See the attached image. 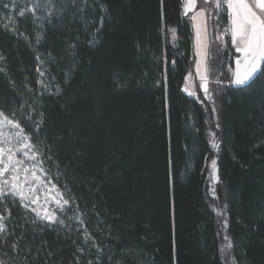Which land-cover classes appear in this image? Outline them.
<instances>
[{
  "label": "trees",
  "instance_id": "trees-1",
  "mask_svg": "<svg viewBox=\"0 0 264 264\" xmlns=\"http://www.w3.org/2000/svg\"><path fill=\"white\" fill-rule=\"evenodd\" d=\"M183 8L184 0H0V110H15L38 137L46 169L73 197L65 225H33L17 199L0 203L11 234L0 238L39 248L38 264H226L206 196L211 109L184 91L195 55ZM227 20L224 12L217 22ZM219 100L234 257L264 264V63L249 86L226 83ZM15 255L24 253L0 245V259L20 264Z\"/></svg>",
  "mask_w": 264,
  "mask_h": 264
},
{
  "label": "snow or ice",
  "instance_id": "snow-or-ice-1",
  "mask_svg": "<svg viewBox=\"0 0 264 264\" xmlns=\"http://www.w3.org/2000/svg\"><path fill=\"white\" fill-rule=\"evenodd\" d=\"M202 3L205 5L204 8H201L200 12L203 14L206 11L208 5L213 4L215 8L221 9L224 5H227V9L230 12V27L226 29L227 32L231 35V43L237 45L235 51L238 53H243V65L244 70L241 72L239 65L241 60L237 58V70L234 74V78L229 81V83L238 86H249L250 83L254 80L257 70L261 67L260 61L264 60V0H202ZM196 0H184V10L185 15L188 14L193 8H195ZM101 9L105 10L106 6L101 5ZM24 13H21L23 16ZM101 23H103V17H101ZM168 31L171 32V39L175 41L177 39L176 29L172 28ZM200 33L197 32V39L199 42ZM24 39L27 40L28 37L24 36ZM39 41V36L37 37ZM39 59V57H37ZM5 57L0 55V61H4ZM43 63V61H41ZM175 64V61H173ZM39 71V69H37ZM3 68H0V72H4ZM199 71V68H198ZM43 75V73H41ZM187 79V78H186ZM201 80L204 81L200 85L203 88L205 94H208L207 80L206 77L202 76ZM42 86L43 82H40ZM159 84V81H157ZM14 87V85H13ZM185 92H188V88H184ZM60 89L57 88L55 94H59ZM194 94V93H190ZM23 109V105L20 106ZM34 111V109H33ZM215 112V107L212 109ZM23 115V113H21ZM11 119L8 115H5L3 110H0V127L2 126H11L14 129L19 130L16 133L18 148L13 149L12 147L0 146V201L5 200L9 197L15 199L19 198L20 204L31 212L36 214V219L32 221L33 225H36L37 222L45 223L49 226L53 224L65 225V220L60 218L56 211L49 213L47 208H42L40 211H37L36 208L30 207V204H36L38 197L32 199L31 196H27L24 190L21 188L20 184L17 183L20 177L16 175L20 170V165L23 164V160L16 159V153L22 152L24 157H28L31 160H35L36 163L33 165L32 175H36V169L38 168L40 172L45 173L50 170H45L44 164L51 161V157L47 156L44 152L38 147V143H33V141H38V137L34 134L25 133L21 128V124L16 121V111L13 110L10 113ZM42 115V114H41ZM27 119H31L29 114ZM43 124V120L40 121V124L36 125L37 131L40 129V126ZM219 127V125H217ZM213 136L215 133L212 134ZM9 143V138L4 137L3 140H0V145H7ZM213 147L216 148L218 145L213 141ZM29 150L32 151V155L29 156ZM50 151V149H49ZM37 157H42L38 159ZM213 168V174H215L216 160L211 161ZM26 174L29 170L27 168L23 169ZM218 179V177H216ZM22 183H31L27 179ZM52 189L55 190L56 195L51 196V199L56 203L57 211L63 213L67 206H70V202L73 200V197L69 194V190L65 188L64 192H61L55 184H52ZM50 189L49 191L51 192ZM29 191H33L30 189ZM68 194V199H64V196ZM59 197V198H57ZM25 201H30L26 203ZM10 215V214H9ZM5 217L3 214H0V233H3L5 237L11 236L8 232L7 226L5 224ZM71 219V218H69ZM75 219L80 221L83 224V220L80 215L75 216ZM91 238L90 234L85 229V243H87ZM20 241L12 239V242L9 244L6 238H0V245L7 244L10 247L12 253L23 252V259L19 255L13 256L14 260L20 261V264H38L40 256L43 255L39 248L36 249L35 254L31 247L21 249ZM92 247L96 248L97 253L100 252L99 247L96 246L93 241ZM78 252H83L84 249L78 248ZM48 258L52 257V253L48 252ZM0 264H8V261L5 259H0ZM47 264V261H46ZM77 264L79 262L77 261ZM88 264H100L99 259L96 261L89 260Z\"/></svg>",
  "mask_w": 264,
  "mask_h": 264
},
{
  "label": "rangeland",
  "instance_id": "rangeland-1",
  "mask_svg": "<svg viewBox=\"0 0 264 264\" xmlns=\"http://www.w3.org/2000/svg\"><path fill=\"white\" fill-rule=\"evenodd\" d=\"M205 5L202 3V0H196L195 8L188 12L186 16H189L193 26L194 32V55L195 61L191 72L189 73L185 87L188 88L189 95L197 96L200 98L204 105L211 109V116L209 117V125L208 131L211 139V143L213 146V141L218 145V147H213V154L209 160V173H208V181L206 187V196L210 207L216 217V221L219 226L220 232V251L223 261L226 264H237L234 253H233V242L231 235L229 233V219H228V207L226 194L221 195V191L225 186L223 185L220 174H219V153H220V142L218 136L217 125H219V110H220V92L221 88L227 83V85H233L229 83L230 80L234 78V74L237 70V58L241 60V64L239 65L240 71L244 70L243 65V53H238L235 51L237 45L231 43V35L226 31L230 27V12L227 9V5H224L223 8L217 9L213 4L207 6L206 11L201 14V8H204ZM183 12L185 14V10L183 8ZM226 13L228 16L227 22H223V24H218L219 17ZM199 31L200 37L199 42L197 39V32ZM229 49L230 53L228 57L232 53V62L227 64L226 72L229 76V81L224 82L223 80V59L221 61L222 55L225 51ZM232 63V64H231ZM264 63V60L260 61V65ZM199 68V71H198ZM261 68V67H260ZM260 68L257 70L259 72ZM256 73V74H257ZM255 74V75H256ZM206 77L207 80V88L208 94L206 95L203 88L200 87L204 81L201 80V77ZM194 93V94H190ZM213 107H215V112L212 111ZM9 119H11L9 117ZM22 128V127H21ZM23 129V128H22ZM19 130L12 128L11 126H2L0 127V140H3L4 137L9 138V143L7 146L16 149L19 147L17 144L16 133ZM25 132V131H24ZM215 133L213 136L212 134ZM32 155V151L29 150V156ZM38 159H42V157H37ZM16 159L23 160V164L20 165V170L15 173L19 175L20 179L17 181L20 184L21 188L24 190L27 196H31L32 199L39 198L36 204H30V201H25L30 204V207L36 208L37 211H40L42 208H47L49 213L56 211L57 215L60 217L66 211V208L63 213L57 211L56 203L51 199V196H55L56 192L52 189V184L56 183L52 179V176L49 172L47 175L45 173L40 172L37 168L36 175H32L33 165L36 163L35 160H31L28 157H24L22 152L16 153ZM216 160L215 166V174H213V168L211 165V161ZM27 168L29 171L25 174L23 169ZM45 170L46 167L44 165ZM218 177V179H216ZM27 179L31 183H22ZM56 187L63 192L57 185ZM32 189L33 191H29ZM50 189L51 192L49 191ZM221 190V191H220ZM11 198V197H10ZM59 198V197H57ZM13 199V198H11ZM19 201V198H16ZM64 199H68L67 195L64 196ZM3 202L0 201V203ZM6 203V200L4 201ZM22 205V204H21ZM68 207V206H67ZM24 208V207H23ZM27 210V209H26ZM31 212L30 210H27ZM33 213V212H31ZM35 216L36 214L33 213Z\"/></svg>",
  "mask_w": 264,
  "mask_h": 264
}]
</instances>
